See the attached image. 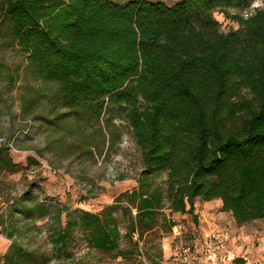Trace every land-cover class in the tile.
I'll list each match as a JSON object with an SVG mask.
<instances>
[{"label": "trees", "instance_id": "1", "mask_svg": "<svg viewBox=\"0 0 264 264\" xmlns=\"http://www.w3.org/2000/svg\"><path fill=\"white\" fill-rule=\"evenodd\" d=\"M253 1L0 0V48H18L47 90L21 97L59 130L45 146L88 158L119 140V119L140 154L136 186L119 196L124 232L111 209L79 210L50 233L54 245L77 228L91 248L137 259L132 236L170 230L196 198L220 200L237 225L264 219V6ZM214 12L238 28L222 31ZM10 151L0 144V174L18 170ZM0 264L38 263L14 242Z\"/></svg>", "mask_w": 264, "mask_h": 264}, {"label": "rangeland", "instance_id": "2", "mask_svg": "<svg viewBox=\"0 0 264 264\" xmlns=\"http://www.w3.org/2000/svg\"><path fill=\"white\" fill-rule=\"evenodd\" d=\"M124 3L128 0H113ZM172 5L178 0H149ZM264 6L255 0L249 10ZM248 10V11H249ZM232 13L239 12L231 9ZM246 11H241L244 15ZM213 17L224 32L236 30L238 24L218 12ZM0 144L10 146V155L18 170L0 174V259L12 243L35 251L38 264H160L193 231L202 233L213 228L230 229L229 264H262L264 262V219L237 225L229 212L221 210L218 199L194 200L193 214H172L173 224L154 229L139 238L132 236L144 252L138 258L112 257L91 248L82 232L73 228L63 244L54 245L50 233L63 226L67 218H76L77 211L98 213L111 209L118 217L122 233L127 217L122 216L119 196L136 186L141 171L140 154L127 125L114 120L120 131L119 140L110 139L88 158L77 156L74 147L50 150L48 137L59 131L21 104V97L30 88L46 90L31 75L22 52L16 47L0 48ZM47 91V90H46ZM61 132V131H60ZM70 134L65 133L67 139ZM164 174L156 181L162 182ZM164 213H168L164 211ZM133 215V211L130 212ZM196 225V226H195ZM125 237L121 243H125ZM161 251L157 260L148 259L145 250ZM160 249V250H159Z\"/></svg>", "mask_w": 264, "mask_h": 264}, {"label": "built area", "instance_id": "3", "mask_svg": "<svg viewBox=\"0 0 264 264\" xmlns=\"http://www.w3.org/2000/svg\"><path fill=\"white\" fill-rule=\"evenodd\" d=\"M230 229L213 228L180 243L160 264H229Z\"/></svg>", "mask_w": 264, "mask_h": 264}]
</instances>
